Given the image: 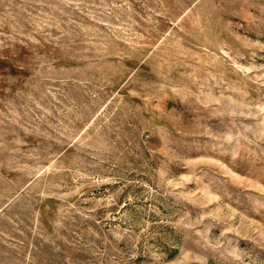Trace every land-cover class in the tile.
<instances>
[{"label":"rangeland","instance_id":"obj_1","mask_svg":"<svg viewBox=\"0 0 264 264\" xmlns=\"http://www.w3.org/2000/svg\"><path fill=\"white\" fill-rule=\"evenodd\" d=\"M0 264H264V0H0Z\"/></svg>","mask_w":264,"mask_h":264}]
</instances>
